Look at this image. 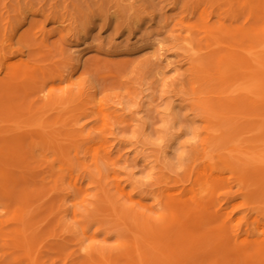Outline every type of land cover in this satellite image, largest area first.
Returning <instances> with one entry per match:
<instances>
[{
	"label": "rangeland",
	"instance_id": "obj_1",
	"mask_svg": "<svg viewBox=\"0 0 264 264\" xmlns=\"http://www.w3.org/2000/svg\"><path fill=\"white\" fill-rule=\"evenodd\" d=\"M205 4L0 0V63L15 68L0 73V264H110L145 222L113 194L156 220L163 198L190 208L180 237L203 238L201 259L252 244L248 219L264 234L230 175L202 203L189 182L204 136L187 107L185 45L209 51L212 35L235 29Z\"/></svg>",
	"mask_w": 264,
	"mask_h": 264
},
{
	"label": "bare ground",
	"instance_id": "obj_2",
	"mask_svg": "<svg viewBox=\"0 0 264 264\" xmlns=\"http://www.w3.org/2000/svg\"><path fill=\"white\" fill-rule=\"evenodd\" d=\"M202 3H206L213 17L229 21L235 29H222L212 35L209 51L202 52L192 39L185 45V60L191 66L195 87L193 103L187 107L193 123L201 125L195 128V134L204 136L203 150L194 148L201 158L189 180L194 201L202 203L220 192L225 177L230 175L241 191L238 197L244 200L247 211L255 212L264 221V203L249 209L252 201L264 200V0H198V5ZM14 69L9 62L0 63L3 79L10 78ZM47 93L52 92L44 90L41 94ZM24 105L18 111L23 112ZM203 169L207 173L205 180ZM64 187L70 192L67 184ZM112 196L123 207H132L145 222L140 227L136 225L134 242L124 241L120 256L110 255L114 259L110 264L120 263L121 258L126 264H264V234L251 219L246 224L255 241L242 244L237 240L233 249L226 248L213 261L200 258L202 237L194 245L183 244L180 223L191 213L184 204L169 203L163 198L156 202L160 215L156 220L150 212L142 213L140 204ZM109 198L108 195L106 199ZM82 243L86 241L82 239Z\"/></svg>",
	"mask_w": 264,
	"mask_h": 264
}]
</instances>
